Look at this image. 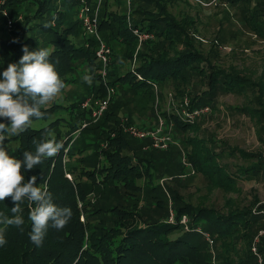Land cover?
Instances as JSON below:
<instances>
[{
    "label": "trees",
    "instance_id": "16d2710c",
    "mask_svg": "<svg viewBox=\"0 0 264 264\" xmlns=\"http://www.w3.org/2000/svg\"><path fill=\"white\" fill-rule=\"evenodd\" d=\"M87 1L90 5L93 3L95 5L96 2ZM139 1H154L158 7L155 11H147L136 5L134 11L139 10L142 16L131 24L127 18L125 19L124 13L109 10V0H101L98 15L99 32L112 50L108 82L114 86L116 93L108 103V109L106 108L98 120L93 121L90 117L91 107H81L84 98L81 96L68 105L57 101L41 105L40 111L44 115L41 118L31 117L30 126L26 131L19 135L5 134L7 138L3 145L15 142L10 156L17 160H23L25 151L35 153L37 144L41 141L55 139L63 143V148L56 156L43 159V162L32 170H26V166L22 164L21 175L24 177L22 184L32 176L37 177L36 186L47 183L53 203L59 207L70 208L72 217L61 230L49 226L43 244L37 247L29 238L30 207L28 201L24 199L20 203L24 224L21 227H7L4 233L7 243L0 247V264H211L210 255L207 254L208 248L203 244V240L200 242L191 238L192 232L198 233L194 229L195 226L207 221V225L218 235H223L233 234L239 225L245 229L251 228L256 221L255 217L245 218L255 216L251 214L250 209L230 211L222 215L213 209L186 202L176 204L177 207L173 209L175 215L173 222L162 217L150 216L145 210L142 214L139 212V197L144 192L152 193L153 199L149 200L150 204L160 209L165 206L159 192L164 195L166 191L170 192L176 202L181 201V198L169 186L156 183V166L149 158L152 154L150 150L153 149L132 150L119 123L110 124L111 120L115 121L117 96L120 91L122 94L126 93L127 89L146 92L152 89L154 84L168 78H184L186 69L197 68L201 72L202 68L198 67V62L203 60L202 55L193 49L169 56L164 49L156 52L153 47H147L146 51L137 53L141 62L133 70H126L123 73L113 71L115 47L125 45L128 56H132L136 45V36L132 28L151 31L168 43L182 35L181 38L189 44L187 37L184 39L185 27L164 5H161V0ZM223 1L235 3L240 0ZM21 2L22 0H8L7 7L10 11L14 8V13H21L23 16L24 11L19 7ZM79 2L80 0H63L68 9ZM33 3H38L34 14L43 19L49 9L50 0H35ZM29 14L26 12L24 22L18 23L10 36L0 37V79L8 64L19 62L25 46L29 51H35L46 48L48 43L49 47L46 49L50 50V60L55 64L64 84L62 89L74 80L70 75L80 64H84L91 72L93 80H98L97 84L93 81V84L89 85V91H93L95 97L104 98L105 85L99 72L100 63L95 56L96 40L83 35L77 17L69 19L67 26L60 27L64 20L62 11L54 13V19L57 20L54 25L45 18L31 24L32 18ZM33 28H38V31L47 35L44 43L43 39L32 34ZM80 32L83 39L75 41L74 38H80ZM51 43L53 45H50ZM136 74H140L141 79H138ZM248 80L239 74H224L223 71L216 74L212 70L208 75V89L201 92V96L194 95L190 103L192 106L199 103L202 96H205L202 100L212 98L216 88L241 92ZM60 109L67 111V117L56 116L52 119V115H56ZM36 120L43 121L44 124L33 127L31 123ZM86 120L88 123L83 126ZM174 120L175 125L182 129L188 125L177 118ZM0 123L10 124V121L7 118H0ZM62 125H65L66 129L62 130ZM86 138L89 140L88 145ZM93 147L94 151L91 150ZM88 150L91 152L88 153ZM189 156L196 170L215 176L227 186L234 181V176L218 163L216 153L211 151L204 156L200 152H193ZM252 168L255 167L241 169V172L247 173L254 170ZM66 173L73 174L72 180ZM80 177H84L87 183ZM91 192L97 194L94 202L89 199ZM117 196H123L128 202L124 204L118 201ZM14 206L10 196L0 201V219L4 216L12 217L14 214L11 208ZM32 207H35V204ZM261 208H264V205ZM182 214L189 218L188 231L179 223ZM0 227L3 225L0 224ZM263 239L264 235L260 243H263ZM252 241L248 251L251 249Z\"/></svg>",
    "mask_w": 264,
    "mask_h": 264
},
{
    "label": "rangeland",
    "instance_id": "374dc122",
    "mask_svg": "<svg viewBox=\"0 0 264 264\" xmlns=\"http://www.w3.org/2000/svg\"><path fill=\"white\" fill-rule=\"evenodd\" d=\"M32 1L35 0H22L19 7L24 11L23 16L21 19L15 18L11 27L7 24V18L0 12L1 38L10 36L18 23L24 22L26 12L30 13L31 24L43 21L45 18L54 25L57 21L54 19V13L59 11L64 15L60 27L67 26L71 19H76L78 5L68 9L63 0H50L49 9L42 19L34 14L38 3ZM101 4L100 2L98 15ZM91 5L94 6V3ZM125 5L126 0H109L108 4L109 10L126 14L128 5ZM136 5L141 10L147 11H155L158 7L154 1L132 0L131 12L125 15L127 21L129 16L132 24L142 16L139 10L134 11ZM161 5H164L167 11L185 27L184 39L187 37L189 44L181 38L182 35L174 38L172 43H168L150 31L152 37L143 41L140 46L136 40L132 56H128L125 45L114 48L112 70L117 73L133 70L141 62L137 53L146 51L147 47H153L156 52L164 49L169 56L193 49L203 57V60L198 62V67H201L202 71L197 68L186 69L184 78H168L154 84L152 89L146 92L125 89L126 93L122 94L120 91L117 96L115 121L111 120L110 124L116 125L118 122L122 131L127 125L152 129L161 119L165 132L173 140L168 148L163 149L153 147L151 140H140L123 131L132 150L153 149L150 150L152 154L149 158L156 166V183L159 185L164 183L181 198V201L176 202L170 192L166 191V195L159 192V197L165 206L160 209L151 206L149 200L152 198V193L144 192L139 197V212L142 214L145 210L150 216L167 219L171 211L182 202L213 209L222 215L230 211L250 209L251 214L255 216L246 217H257L258 221L255 226L247 230L250 232L251 243L253 236L264 224V208H261L264 205V0H240L235 3L223 0H161ZM7 9L12 18L19 14L14 13V8L13 11L8 7ZM33 29L32 34L43 39L44 43L47 35L38 31V28ZM81 35L80 32V38H74L75 41H80ZM47 47H49L48 43ZM212 70L216 74L219 71H223L224 74H239L249 80L241 92L216 88L212 98L202 100L205 97L202 96L200 102L193 106L207 105L209 110L186 122L188 123L186 128L177 127L174 118L180 120L178 112L183 107V101L188 99L190 102L194 95L201 96L200 93L208 89V75ZM85 76L91 78V83L84 80ZM70 77L74 80L67 84L52 101L68 105L82 96L84 98L81 107H84L82 105L87 101L85 107H91L93 110L99 98L95 97L93 91L90 92L88 88L93 81L97 84L98 80H93L91 72L84 64H80ZM48 103L50 104L51 101ZM67 114L65 109H60L56 115H52V119L56 116L67 117ZM87 121L84 124H87ZM31 124L33 127H39L44 122L36 120ZM61 128L66 129V126L62 125ZM88 142L86 138V145ZM155 142L159 143L160 139ZM14 146L15 142L5 143L4 147L10 154ZM91 150L94 151V147ZM211 151L216 153L218 163L234 176V181L229 186L221 183L215 176L193 168L189 156L191 153L200 152L205 156ZM90 152L88 150V153ZM182 158L190 162L193 172L184 167ZM248 167L255 168L247 173L241 172V169ZM66 176L71 180L74 177L73 174L68 173ZM80 179L86 180L84 177ZM94 193L89 194L91 202L96 199L97 194ZM117 200L124 204L128 202L123 196H117ZM83 219L81 215V220ZM199 224L202 232L200 234L198 231V233L192 232L191 238L200 242L203 240V244L208 248L207 254L211 257L209 261L218 263L216 242L219 236H225L226 233L218 235L206 222ZM239 227L241 226L239 225L234 233H241L242 227ZM205 232L214 241L212 244L206 239ZM248 252L252 255L249 258L250 264H259L258 256L251 249ZM258 254L264 264V239L262 244L258 243Z\"/></svg>",
    "mask_w": 264,
    "mask_h": 264
},
{
    "label": "clouds",
    "instance_id": "9594fccd",
    "mask_svg": "<svg viewBox=\"0 0 264 264\" xmlns=\"http://www.w3.org/2000/svg\"><path fill=\"white\" fill-rule=\"evenodd\" d=\"M23 53L18 63L8 64L0 79V118L10 121V124L0 123V201L10 196L15 205L11 208L12 217L0 219L3 225L0 227V247L7 243L4 233L8 226L21 227L24 224L23 209L20 207L24 199L30 207L29 238L37 247L43 244L49 226L61 230L72 217L70 208L53 203L47 183L36 186L37 177L32 176L22 184L21 165H25L26 170H32L43 159L56 156L63 143L55 139L41 141L35 153L23 152V160L9 156L3 145L6 133L19 135L26 131L31 117L41 118L44 115L40 106L52 101L64 87L55 64L50 60L49 49L29 51L25 46ZM84 80L91 83L89 76H85ZM33 204L35 207H32Z\"/></svg>",
    "mask_w": 264,
    "mask_h": 264
},
{
    "label": "built area",
    "instance_id": "2783aa9c",
    "mask_svg": "<svg viewBox=\"0 0 264 264\" xmlns=\"http://www.w3.org/2000/svg\"><path fill=\"white\" fill-rule=\"evenodd\" d=\"M7 1L8 0H0V12L4 17L7 18V24L9 27H11L13 25V20L15 18L21 19L22 14L20 13L13 18L10 17L9 11L7 9ZM100 2L101 0H96L95 5L91 6L87 0H80L76 12V17L81 23L83 35L86 38H94L96 40L97 47L95 50V56L100 63L99 72L102 82L105 85V97L96 100L95 108L93 110L91 109V116L93 121H96L100 118V116L106 110L111 98L116 93V89L114 88V86L110 85L108 82V69L112 59V50L110 46L106 43V41L101 37L99 32L98 9ZM128 23H130L129 16H128ZM132 32L136 36L138 46H140L143 41L150 39L152 37V33L150 31L140 30L138 28H132ZM136 76L138 79H141L140 74H136ZM87 104H88L87 101H85L82 106L85 107L87 106ZM208 110L209 107L207 105H200L194 107L190 105L188 99H185L183 101V107L178 112V115L181 121L190 122L195 117H198L203 113H206ZM123 131H127V133H129L131 136L136 137L140 140H144V139L151 140L153 143L152 145L153 147H159L165 149L168 148V146L173 142L171 136L167 132H165L163 121L161 119L159 120L158 125L152 129H144L134 125H127L123 127ZM158 139H160V142L156 143L155 141ZM182 161L185 167L190 172H193V170L191 169L190 162L186 161L183 158ZM174 219H175L174 213L173 211H171L170 216L167 218V221L173 222ZM179 223L183 226L184 230L186 231L190 230L189 218L186 214H182L179 217ZM194 229L198 232H202L199 226H196ZM204 235L206 239L209 241V243L212 244L213 240L209 237V234L205 232ZM263 235H264V224L258 230L251 244V251H253V253L258 256L259 264H262V260L260 255L258 254V243ZM211 264H217V263L212 261Z\"/></svg>",
    "mask_w": 264,
    "mask_h": 264
},
{
    "label": "crops",
    "instance_id": "0c3cea01",
    "mask_svg": "<svg viewBox=\"0 0 264 264\" xmlns=\"http://www.w3.org/2000/svg\"><path fill=\"white\" fill-rule=\"evenodd\" d=\"M131 1L132 0H126V5H128L127 6L128 10L126 13L127 15H129L131 12L130 11L131 10L130 9V2ZM129 21H130V19H129ZM130 23H131V21H130ZM245 218H247V217H245ZM255 219H256V217H255ZM257 223H258V221L256 219V221L253 223V226H255ZM206 224H208L207 221H206ZM241 227H239V228H241ZM248 229L249 228L245 229L242 227L240 229V231H241L240 234L226 233L225 236H219V240H217V242H216L217 243L216 244V257H217V262H218L217 264H250L249 258H251L252 255L250 254V252L247 251L248 245L250 243L249 242V238H250L249 233L250 232L247 231ZM243 232H245L244 235H243ZM255 235L253 236L252 239H254ZM260 241H261V239H260ZM260 241H259V243H260Z\"/></svg>",
    "mask_w": 264,
    "mask_h": 264
}]
</instances>
